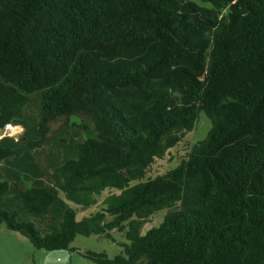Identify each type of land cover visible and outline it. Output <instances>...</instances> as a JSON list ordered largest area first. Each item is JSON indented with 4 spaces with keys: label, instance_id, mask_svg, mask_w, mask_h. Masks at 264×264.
Instances as JSON below:
<instances>
[{
    "label": "trees",
    "instance_id": "trees-1",
    "mask_svg": "<svg viewBox=\"0 0 264 264\" xmlns=\"http://www.w3.org/2000/svg\"><path fill=\"white\" fill-rule=\"evenodd\" d=\"M200 112L205 139L142 182ZM74 115L95 135L55 168L62 183L24 188L0 166V196L46 215L59 192L83 207L118 193L80 221L57 210L43 235L14 210L0 225L49 251L125 230L120 255L85 253L95 264H264V0H0V129L25 119L37 132L0 147V164L43 150L51 123Z\"/></svg>",
    "mask_w": 264,
    "mask_h": 264
},
{
    "label": "rangeland",
    "instance_id": "rangeland-1",
    "mask_svg": "<svg viewBox=\"0 0 264 264\" xmlns=\"http://www.w3.org/2000/svg\"><path fill=\"white\" fill-rule=\"evenodd\" d=\"M199 3V0H193ZM208 7V4H204ZM17 122V121H14ZM78 124L87 125L85 131ZM210 121L203 112L198 114L194 129L187 133L181 141L164 153L163 156L155 158L147 168L145 177L141 181L152 179L163 175L167 171L176 168L179 163L187 159L191 147L205 139L209 129ZM29 127V126H26ZM34 129V127L32 126ZM51 135L43 150L25 151L19 157H13L2 161L1 169L9 174L19 185L24 188L43 187L46 185L61 184L62 179L55 171V168L62 165L68 159H76L75 145L88 137L95 135L92 123L84 116H71L52 122L50 125ZM31 129V132L33 131ZM34 132V131H33ZM37 133V132H36ZM33 136V135H28ZM37 137V136H36ZM26 138V137H24ZM2 144L10 148H18L24 144V139L19 142L6 139ZM0 169L1 178H3ZM44 169L47 170L45 174ZM137 182H133L135 184ZM114 190H105L96 197V204L89 207L78 206L68 202L62 192L58 193L57 203L50 208L46 215L27 214L19 203L14 200L13 194L9 191L0 196V208L7 211H16L19 222L32 223L43 235L48 232L50 217L56 220L61 218L59 211L68 205L74 209L76 220L94 214L103 208L102 200ZM115 193H118L117 191ZM167 210L163 209L146 220L141 221L139 233L144 235L147 230L157 227L163 220ZM106 216V222L111 221ZM125 230H111L106 234H92L90 236L77 235L67 250H44L35 248L28 238L20 233L7 230L4 224L0 225V264H95L85 256L87 252L106 253L109 258H114L122 253L121 244L125 243Z\"/></svg>",
    "mask_w": 264,
    "mask_h": 264
},
{
    "label": "crops",
    "instance_id": "crops-1",
    "mask_svg": "<svg viewBox=\"0 0 264 264\" xmlns=\"http://www.w3.org/2000/svg\"><path fill=\"white\" fill-rule=\"evenodd\" d=\"M31 129H33L32 126L29 127L25 126V119L18 120L17 122H12L10 125H7L5 128L0 129V147L9 146L1 143L6 139L13 140L14 142H19V140L24 139V143L29 140L36 139L37 133L35 131V127L33 129L34 132L33 131L31 132ZM28 135H33V136L28 137ZM0 166H2V162ZM0 179H1V175H0Z\"/></svg>",
    "mask_w": 264,
    "mask_h": 264
}]
</instances>
